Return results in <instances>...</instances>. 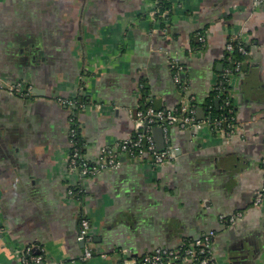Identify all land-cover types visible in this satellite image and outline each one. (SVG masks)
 Returning a JSON list of instances; mask_svg holds the SVG:
<instances>
[{"label": "crops", "instance_id": "0c3cea01", "mask_svg": "<svg viewBox=\"0 0 264 264\" xmlns=\"http://www.w3.org/2000/svg\"><path fill=\"white\" fill-rule=\"evenodd\" d=\"M167 2L160 13L157 0H0V264H23L28 246L48 264H82L83 214L94 239L87 264H130L210 229L217 264H264V198L255 203L264 188V0ZM238 37L249 52L231 82L238 127L225 136L209 102ZM173 60L201 122L170 127L174 157L155 164L120 153L116 169L72 170V117L94 162L136 134L131 109L181 105ZM18 83L40 92L23 96ZM236 211L235 221L220 218Z\"/></svg>", "mask_w": 264, "mask_h": 264}, {"label": "built area", "instance_id": "2783aa9c", "mask_svg": "<svg viewBox=\"0 0 264 264\" xmlns=\"http://www.w3.org/2000/svg\"><path fill=\"white\" fill-rule=\"evenodd\" d=\"M260 2H263V0H260ZM199 39L204 42L206 38L201 35ZM226 50L225 58L227 64L223 70L222 77L219 78L214 87L221 98L220 109L222 110L220 116H217L214 120V125L218 130H222L225 136H231L238 127L231 95V82L241 72L243 65L242 60L234 59V52L246 55L249 50L245 42L239 37L229 41L226 45ZM171 67L175 86L183 93H187L189 83L184 78L185 70L183 64L179 60H173ZM13 88L23 96L30 95L33 92L32 85L23 86L18 83ZM58 100L60 103L67 105L77 103L76 100L70 98L59 97ZM81 106L83 107L84 104L81 103ZM130 112L136 122V134L112 145L104 146L98 159L94 162H90L85 158L82 148L77 142L78 124L72 117L69 132L71 144L69 167L82 175L94 176L102 170L118 168L121 165L120 153L135 159H145L155 164H162L175 155V148L169 138L171 126H201V122L197 118L195 97L188 93L184 95L181 105L173 109L156 108L149 105L146 108L131 109ZM155 127H161L163 131L164 146L161 149L158 147L154 134ZM262 167L264 170V156L262 158ZM81 192H83L82 188H77V190L70 189L69 191V193L77 196ZM263 198L264 188L256 193L255 203L261 204ZM242 215L243 211H236L230 214H221L220 218L232 222ZM215 238L216 231L210 229L199 238L183 241L178 247L158 246L152 251L133 258L130 264H217L214 254ZM78 239L84 243L81 255L82 264H87V261L93 256L92 243L94 239L91 233V220L86 214H83L80 218ZM22 262L23 264H48L42 254L33 253L32 246L25 248Z\"/></svg>", "mask_w": 264, "mask_h": 264}, {"label": "trees", "instance_id": "16d2710c", "mask_svg": "<svg viewBox=\"0 0 264 264\" xmlns=\"http://www.w3.org/2000/svg\"><path fill=\"white\" fill-rule=\"evenodd\" d=\"M157 1H158V7L160 8V13L163 12V11L165 12L166 11V8H168V2H167V0H157ZM244 57H245L244 55H242V54H240L238 52H234V59H240L243 62ZM225 64H227L226 58H225ZM222 75H223V72H222L220 78L222 77ZM224 95H225V93H224ZM217 96H218V91H217V89H214L213 94L211 95V100L209 102L212 105L211 109L213 111L212 112V123H214V120L216 119V117L217 116H220V114L222 112V110L220 109V107L218 108L217 105H216V103H215V98ZM222 96H223V94H222ZM77 142H78L79 145L81 144V139H80V136H79V128L77 130ZM75 190H77V189H75ZM82 193L83 192H81L80 194H82Z\"/></svg>", "mask_w": 264, "mask_h": 264}, {"label": "water", "instance_id": "95a60500", "mask_svg": "<svg viewBox=\"0 0 264 264\" xmlns=\"http://www.w3.org/2000/svg\"><path fill=\"white\" fill-rule=\"evenodd\" d=\"M35 92H40L38 88H34L33 87V93ZM217 102H219V100H217ZM198 112H204V107L199 106ZM154 134L156 136L157 139V143H158V147L161 149L164 146V137H163V131L161 129V127H155L154 129Z\"/></svg>", "mask_w": 264, "mask_h": 264}, {"label": "flooded vegetation", "instance_id": "af4514ba", "mask_svg": "<svg viewBox=\"0 0 264 264\" xmlns=\"http://www.w3.org/2000/svg\"><path fill=\"white\" fill-rule=\"evenodd\" d=\"M26 84L24 83V86H25Z\"/></svg>", "mask_w": 264, "mask_h": 264}]
</instances>
